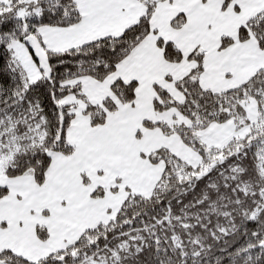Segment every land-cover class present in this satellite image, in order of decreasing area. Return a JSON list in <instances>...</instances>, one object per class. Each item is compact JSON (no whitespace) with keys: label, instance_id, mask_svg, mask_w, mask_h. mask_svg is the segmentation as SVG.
<instances>
[{"label":"snow or ice","instance_id":"obj_1","mask_svg":"<svg viewBox=\"0 0 264 264\" xmlns=\"http://www.w3.org/2000/svg\"><path fill=\"white\" fill-rule=\"evenodd\" d=\"M0 264H264V0H0Z\"/></svg>","mask_w":264,"mask_h":264}]
</instances>
